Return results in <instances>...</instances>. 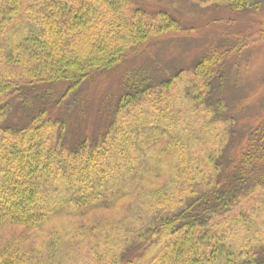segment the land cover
<instances>
[{"label": "trees", "instance_id": "16d2710c", "mask_svg": "<svg viewBox=\"0 0 264 264\" xmlns=\"http://www.w3.org/2000/svg\"><path fill=\"white\" fill-rule=\"evenodd\" d=\"M91 1L0 0V264H55L61 243L87 238L111 246L96 264H264V241L235 251L214 223L264 189V117L244 135L232 125L205 156L185 152L161 127H147L141 140L123 113L182 71L138 68L99 134L72 143L62 135L66 98L86 80L149 37L181 31L171 14L140 0ZM225 4L245 13L264 0ZM122 7L127 17L115 13ZM243 45L209 51L190 69L199 84L193 101L212 123L232 120L220 96L224 66Z\"/></svg>", "mask_w": 264, "mask_h": 264}, {"label": "rangeland", "instance_id": "374dc122", "mask_svg": "<svg viewBox=\"0 0 264 264\" xmlns=\"http://www.w3.org/2000/svg\"><path fill=\"white\" fill-rule=\"evenodd\" d=\"M23 1L28 4L32 0ZM62 1L75 6L79 0ZM89 2L95 6L94 1ZM225 2L140 0L141 7L151 13L166 11L171 14L180 24L181 31L149 37L135 51L125 54L115 67L95 73L86 80L75 96L66 98L68 113L63 112L68 122L62 135H67L72 143L99 134L108 119V111L122 92L125 78L138 68L149 74L182 71L167 89H154L137 107L123 113L126 122L140 132L141 140L147 127L157 126L173 135L184 146L185 152L205 156L228 140L232 125L238 134L248 133L264 117V6L258 11L238 13L231 11ZM96 6L99 10L101 2L97 1ZM102 8L105 9V5ZM127 10L122 7L115 13L127 17ZM240 42L244 44L243 48L232 52L224 66L226 77L220 94L232 120L212 123L208 110L193 101L196 93L192 87L198 88L199 84L190 69L209 51L229 50ZM62 87L53 86V89L58 91ZM52 134L56 139L57 127L52 129ZM238 148L235 141L229 154ZM103 188L107 189V186ZM214 223L224 233L223 241L235 251L241 252L246 246H256L264 241V189L242 200ZM68 228L73 230L75 227L70 225ZM70 244H60L55 264H96V255L102 256L111 248L93 238H87L81 244Z\"/></svg>", "mask_w": 264, "mask_h": 264}]
</instances>
